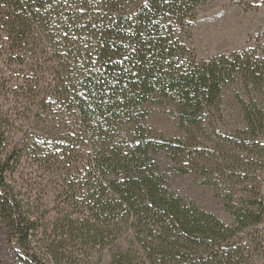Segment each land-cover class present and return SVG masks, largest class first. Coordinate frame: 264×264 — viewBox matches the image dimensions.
Listing matches in <instances>:
<instances>
[{
	"label": "trees",
	"instance_id": "1",
	"mask_svg": "<svg viewBox=\"0 0 264 264\" xmlns=\"http://www.w3.org/2000/svg\"><path fill=\"white\" fill-rule=\"evenodd\" d=\"M204 1L0 0V264H100L125 230L108 264L256 263L264 58L186 52ZM151 101L178 135L145 133ZM18 125L32 130L22 140ZM75 145L86 154L70 161ZM184 174L220 191L230 222L170 188Z\"/></svg>",
	"mask_w": 264,
	"mask_h": 264
},
{
	"label": "rangeland",
	"instance_id": "2",
	"mask_svg": "<svg viewBox=\"0 0 264 264\" xmlns=\"http://www.w3.org/2000/svg\"><path fill=\"white\" fill-rule=\"evenodd\" d=\"M181 36L183 44L187 48L186 52L194 55L198 61H206L220 55H231L239 51L264 58V0H205L197 7L194 18L189 27L182 30ZM40 61H43V57L40 58ZM30 62L31 59H28L27 63ZM42 74L44 73L38 71L33 76L40 77ZM45 76L47 75L45 74ZM224 90L226 91L224 94L225 103L227 105L234 104L232 85L226 86ZM0 92L4 93L1 87ZM11 95L17 97L14 92ZM142 110V118L138 124L145 129V133L149 131L158 138L162 136L170 138L173 135H178L174 117L163 105L151 101V104H146ZM232 119L233 116L227 119L230 121L227 123L231 124ZM31 131L24 125H18L16 137L22 140ZM202 134L209 144L220 145L224 142V134L219 135V133L211 131ZM81 150L84 151L83 148ZM71 152L74 159L70 161L82 160L85 156L76 145ZM213 153L214 155L208 150L207 165H214L213 159L215 154L218 155V152L214 151ZM77 155L79 158H76ZM218 163L231 165L225 163L224 160ZM62 165L65 166L66 162ZM221 185L222 183L218 184L219 187ZM258 185L260 197L264 199V172L260 174ZM169 186L174 192H178L204 210L214 213L225 222H230L231 219L222 205L220 191L205 184L201 176L195 174L171 175ZM42 194L38 192L39 196ZM44 201L48 203L49 197H44ZM48 206L52 208L53 204L49 203ZM259 228V232L264 233V225H260ZM130 238V230H125L114 244L102 251L99 263L108 264L111 255L119 250H124ZM1 240H4L3 236H1ZM255 264H264V245L259 248Z\"/></svg>",
	"mask_w": 264,
	"mask_h": 264
}]
</instances>
